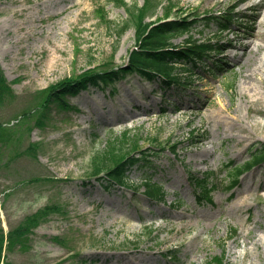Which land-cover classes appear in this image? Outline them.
I'll return each mask as SVG.
<instances>
[{"label": "rangeland", "instance_id": "rangeland-1", "mask_svg": "<svg viewBox=\"0 0 264 264\" xmlns=\"http://www.w3.org/2000/svg\"><path fill=\"white\" fill-rule=\"evenodd\" d=\"M151 1L146 22L164 19L170 6L169 19L199 18L171 42L181 45L191 35L220 45L210 60L223 69L201 67L187 77L186 91L129 74L67 97L68 107L55 103L44 125H36V116L19 118V141L0 149V264H217L220 257L225 264H264V165L245 173L232 192L221 170L231 161L243 165L264 143V50L239 62L247 43L264 46V38H242L253 23L264 37V0ZM126 2L0 0V64L14 91V99L0 103V123L15 125L42 90L126 64L136 43L130 13L144 0ZM227 13L238 15L230 31L205 26L206 16ZM125 134L129 148L136 142L153 157L130 172L129 188L107 190L92 179V160L120 146ZM210 172L220 189L212 205L198 204L189 177ZM146 176L163 184L165 203L143 195ZM50 205L59 211L33 229L28 247L7 249L18 226Z\"/></svg>", "mask_w": 264, "mask_h": 264}, {"label": "trees", "instance_id": "trees-1", "mask_svg": "<svg viewBox=\"0 0 264 264\" xmlns=\"http://www.w3.org/2000/svg\"><path fill=\"white\" fill-rule=\"evenodd\" d=\"M117 3H123L124 0H115ZM149 2V0H146ZM146 7V6H145ZM145 7L138 10V13L133 16V20L137 26V45L136 49L131 53L130 63L128 68H121L118 71L114 69L98 72L94 69L85 71L75 79H69L59 85H54L46 90L38 92L35 97V106L33 110L23 112L15 120L18 121L11 126L0 123V149L12 141L18 142L16 137L17 126L21 123L19 118L23 120H30L35 118L36 125H44L47 114L50 111V106L55 100H58L64 95H75L81 90L86 89L89 85H97L99 83L109 84L113 83L119 78V75L127 71L138 72L149 80H155L160 77L161 82L168 85L180 86L184 83L179 78V72L176 65H182L184 70L193 71L199 65L207 63L209 55L215 52V46L211 43L199 44L193 40H187L186 44L179 47L170 42L171 38L179 33L189 32L196 21L189 22L186 20L166 21L163 23H145L146 15ZM212 18H207L211 21ZM220 30H226L230 27L232 21L224 19L221 22L216 20ZM225 23V24H224ZM215 67L219 64H214ZM214 67H212L213 69ZM214 70V69H213ZM14 99V91L7 82L4 72L0 65V103L5 104L7 101ZM29 129H32L30 127ZM125 140L118 146H110L108 150L98 154L92 160V177H97L99 181L122 183L125 179L126 171L139 163L140 159L132 155L131 151L137 149L138 143L134 142L132 148H129L128 136L125 134ZM137 144V145H136ZM9 146V145H8ZM38 146L32 145V149L36 151ZM30 150V151H31ZM2 153V152H1ZM0 153V154H1ZM264 163V145L256 151L253 155L252 162H249L244 169H252L255 166ZM243 172L240 168L237 170L235 176L230 177L233 180V185L238 183V177ZM105 174V177L101 175ZM198 181V180H197ZM146 193L152 199H163L164 192L160 186L148 181L145 182ZM212 184L210 182L195 184V191L199 198H208ZM59 211L57 206H48L37 213L27 217L25 221L18 226L15 233L10 235L7 249H13L18 245L28 247L29 235L34 228H37L42 221H46L50 214ZM236 233L235 231L233 232ZM5 234L0 228V261L4 252ZM217 264H223L222 259L217 260Z\"/></svg>", "mask_w": 264, "mask_h": 264}, {"label": "bare ground", "instance_id": "bare-ground-1", "mask_svg": "<svg viewBox=\"0 0 264 264\" xmlns=\"http://www.w3.org/2000/svg\"><path fill=\"white\" fill-rule=\"evenodd\" d=\"M242 0H239L236 4H238L239 2H241ZM257 16V14H253V20H254V18ZM251 18H252V16H251ZM252 26H253V29H252V33L251 34H249V35H244V36H242V38L243 39H246V38H248V37H254L255 39H260V38H264V37H262L261 35H260V33H256L255 31H254V23L252 24ZM255 48V49H254ZM264 50V46H260V45H258V44H255V43H252V42H249V43H247L245 46H244V54L242 55V57L239 59V62L244 58V57H246V56H248V55H251L252 53H254V55H258L261 51H263ZM253 64H256V60L254 61V63ZM247 77H249V75H247Z\"/></svg>", "mask_w": 264, "mask_h": 264}]
</instances>
